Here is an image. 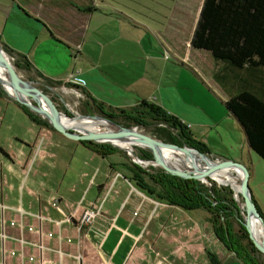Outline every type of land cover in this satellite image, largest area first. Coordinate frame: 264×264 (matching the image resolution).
Instances as JSON below:
<instances>
[{"label": "crops", "instance_id": "1", "mask_svg": "<svg viewBox=\"0 0 264 264\" xmlns=\"http://www.w3.org/2000/svg\"><path fill=\"white\" fill-rule=\"evenodd\" d=\"M91 1L66 5L63 0H17L16 10L29 19L18 16L11 24L10 39L3 30L0 41L15 54L26 56L27 72L58 81L72 77L85 94L105 105L126 109L147 102L189 124L190 130L194 123L209 122L172 88L164 90L149 80L169 61L166 56L145 50L131 54L142 74L127 81L107 68L116 61L104 60L103 51L99 54L91 48L85 57L77 53L92 19ZM43 28L50 36L38 47ZM218 67L213 59L209 86L223 93L224 119L241 132L246 155L210 154L245 164L252 151L242 127L225 109L227 95L212 77ZM106 159L80 141L36 123L19 105L0 98V264L211 263L206 240L212 232L204 218L148 197L132 185L129 171L118 168L121 162ZM54 200L62 212L53 208ZM96 207L101 215L79 232L83 211ZM11 221L15 224L10 225ZM11 250L14 256L9 255Z\"/></svg>", "mask_w": 264, "mask_h": 264}, {"label": "trees", "instance_id": "2", "mask_svg": "<svg viewBox=\"0 0 264 264\" xmlns=\"http://www.w3.org/2000/svg\"><path fill=\"white\" fill-rule=\"evenodd\" d=\"M0 44L13 58L17 69H30L25 55L15 54L1 41ZM190 46L208 52L220 65L214 69L212 77L227 95L225 109L242 127L250 150L264 160V0H203ZM39 76L50 85L59 83ZM3 95L5 91L0 85V98ZM85 95L89 98L87 105L94 106L102 116L122 126L151 127L164 142L187 145L207 155L211 153L185 123L161 108L147 102L126 109L115 108ZM20 107L30 119L54 130L46 119ZM80 142L102 157L121 152L107 143ZM137 155L141 159H153L152 153L144 150ZM120 165L130 172L132 185L148 197L187 213H203L226 252L241 264H258L261 252L249 239L229 186H218L210 179L209 184H205L195 178H175L160 167H143L129 158ZM253 202L264 220V214ZM208 257L212 264L218 263L212 254Z\"/></svg>", "mask_w": 264, "mask_h": 264}, {"label": "rangeland", "instance_id": "3", "mask_svg": "<svg viewBox=\"0 0 264 264\" xmlns=\"http://www.w3.org/2000/svg\"><path fill=\"white\" fill-rule=\"evenodd\" d=\"M78 1L63 0L66 5H74ZM202 1L92 0L91 3L94 4V11L90 15L92 19L80 38L77 45V53L85 57L86 52L88 53L91 48H96L98 51H95L99 52V54L103 51L104 60L116 61L114 67L107 66V68L109 67V70L114 71L112 74L117 73L116 75L125 78L127 81L129 79L133 81L142 74L141 68H138L136 64L137 60L130 56L131 54L144 52L145 50L148 54L158 55L157 53H160L163 58L166 56L169 61L164 63L161 72L157 71L156 75L150 76L149 80L157 82L164 90L168 87L172 88L174 92L178 93L183 103L194 106V109L200 111L203 118L209 121L193 124L191 132L194 137L201 141L214 156L221 157L220 155L224 156V153L228 152L246 155L241 132L236 125L230 123L232 122L231 120L224 119L226 113L221 103V100H224L223 93L219 89L216 90L209 86L212 82L210 74L213 66L212 57L207 52L192 49L190 46V39ZM17 3V0H0V38L3 30L5 35L9 36L11 24L13 21L17 22L18 16L24 17L25 20L29 19L23 16L19 9L16 10L18 7ZM31 19L37 20L35 17ZM20 28L25 29L22 25H20ZM38 36L39 47L45 41L42 39L50 36V32L43 28ZM8 39L10 38L8 37ZM105 45H110L109 49H105ZM123 45L126 48L122 47ZM5 53L12 62L13 58L10 54ZM17 70L23 80H32V84L51 99L60 113L71 116L78 114L101 115L94 106L86 104L89 98L86 97L83 88H80L76 82L68 79L50 85L39 75L36 76L23 68ZM2 88L5 91V95L2 98L15 103L11 95L8 94L10 90L6 88L7 92L3 86ZM43 100L48 104L45 98ZM209 123L216 125H210ZM133 127H136L135 129L139 132L161 140L158 134L154 133V128L130 126V128ZM107 144L121 151L107 157L106 160L108 162L117 163L125 161L127 158L133 159L124 148H119L111 143ZM132 144V151L136 155L140 153V150L151 153L145 146ZM163 155L165 158L171 157ZM173 160L177 161L176 159ZM212 160L216 161L215 158ZM137 164L143 166L142 163ZM150 165L159 167L152 164L144 165L143 167ZM243 165L249 172L248 187L251 196L261 213L264 214V160L252 152L251 157ZM117 166L123 169L120 165ZM231 172L229 173L232 174ZM204 179L206 180V176ZM208 179L215 182L218 186H229L233 191L236 202H240L239 193L234 191L231 185H225L227 182L222 177L211 175L207 177L206 181L197 180L209 184ZM195 213L204 218L203 213ZM234 227L237 229L238 226L234 224ZM211 232L209 240H206L208 241L206 246H208L210 254L216 258L217 264H241L240 260L226 252L224 246L214 235L212 228ZM257 261L258 264H264L263 253L259 255Z\"/></svg>", "mask_w": 264, "mask_h": 264}, {"label": "water", "instance_id": "4", "mask_svg": "<svg viewBox=\"0 0 264 264\" xmlns=\"http://www.w3.org/2000/svg\"><path fill=\"white\" fill-rule=\"evenodd\" d=\"M0 65H2L6 71L8 72L10 76V80L7 85L12 88L13 92L15 93L14 95L10 94L6 87L4 86V82L0 79V85L5 88V90L8 92L9 95L14 99L15 102H17L20 106L23 108L27 109L28 111L40 115L42 118H46V120L50 123L52 128L62 134L63 136L67 137L68 139L71 140H76V141H83V140H90V141H95L99 143H111L115 145L113 142L108 140L110 137H116L121 134H134L136 137L140 138L146 143V148H148L153 156L152 160H145L141 159L138 155L134 154L133 156V161L136 163H141V162H150L154 161L155 164L152 165H157L159 166L162 170H164L165 173L169 174L170 176H173L175 178H195L199 179L201 181H204L203 178L199 177L197 174V171L204 172L203 174L208 175V173L218 170V169H227V168H239L242 170L241 173V181H240V190H239V196L241 198L240 202L238 203L240 214L242 216V223L245 226L249 239L253 243V245L261 252L264 254V243L258 242L252 235V220L251 217L255 216L257 217L263 227H264V220L262 216L259 214L257 211L255 204L252 200V196L248 187V177H249V172L248 169L243 165V163L232 160V159H216V161L212 160L214 157L210 154H204L198 151L197 149L193 147H189L187 145H178V144H173L170 142H164L161 141L157 138H154L146 133L139 132L134 130V128L122 126L115 121L104 117L102 115H85V114H78V115H68L69 118H77V117H87V118H97V119H102L110 124L114 125L116 129L114 131H106V132H89L85 133L83 131L77 130L76 128H68L66 127L59 119L60 112L57 109V107L54 105V103L51 101V99L44 94L41 90H39L37 87H35L32 83V80L26 81L23 80L22 77L20 76L17 68L13 65V63L9 60V58L6 56L5 51L3 50L1 44H0ZM32 84L31 86L29 85ZM22 89H34L36 90L43 98L46 99V101L49 104V108L43 107L41 104H39L37 101L31 102L26 97L22 94ZM161 143L162 145L176 148V149H182L187 151L188 149H191L195 151L198 155L202 156L203 158H206L210 161H213L211 165L205 166L204 169L200 170L198 168H194L191 170H179L176 168H172L169 165H167L164 160L160 158L158 155L155 145ZM117 146V145H116ZM121 148L120 146H117ZM129 154V153H128ZM130 155V154H129ZM212 158V159H211ZM143 166L145 164H142Z\"/></svg>", "mask_w": 264, "mask_h": 264}, {"label": "bare ground", "instance_id": "5", "mask_svg": "<svg viewBox=\"0 0 264 264\" xmlns=\"http://www.w3.org/2000/svg\"><path fill=\"white\" fill-rule=\"evenodd\" d=\"M0 79L4 82V86L10 90V94L14 95L12 88L9 87L6 83L9 82L10 76L6 69L0 65ZM31 86L32 84L29 83ZM33 86V85H32ZM22 94L31 102L37 101L45 108H49V105L43 100L41 95L34 89H22ZM60 121L68 128H76L77 130L83 131L85 133L89 132H106V131H114L116 127L109 122L97 119V118H87V117H77V118H69L67 114L60 113L59 115ZM137 131V129L134 128ZM127 136L131 137L128 138ZM108 140L113 142L115 145L124 148L132 157L134 153L132 151V146L134 144L145 146L146 143L140 138L136 137L134 134H121L116 137H110ZM156 151L160 158L164 160V162L172 168H176L179 170H191L194 168H198L200 170L204 169L205 166L211 165L213 161H210L202 156L198 155L195 151L188 149L187 151L182 149H176L172 147H168L162 145L161 143L155 145ZM166 155L165 158L164 155ZM176 159L177 161L173 160ZM142 164H155L154 161L150 162H141ZM232 174H230L229 172ZM204 172L197 171L199 177L204 179V176L218 175L222 177L227 184L231 185L234 191L237 193L240 190V181H241V173L242 170L239 168H227V169H218L208 173V175L203 174ZM204 181H206L204 179ZM252 220V235L253 237L260 243H264V227L261 221L255 217H251Z\"/></svg>", "mask_w": 264, "mask_h": 264}, {"label": "built area", "instance_id": "6", "mask_svg": "<svg viewBox=\"0 0 264 264\" xmlns=\"http://www.w3.org/2000/svg\"><path fill=\"white\" fill-rule=\"evenodd\" d=\"M71 79H72V77H70L69 80H71ZM186 125H187V127L190 126L189 124H186ZM53 208L55 210H57V211L62 212V206H61L60 203H57L56 200L53 201ZM136 214H137V212L134 211V215H136ZM100 215H101V211H100L99 207L88 208V209L84 210L83 213L81 214V216L78 219L77 228H78L79 232H81L82 229H84V228H90L93 225V223H94L95 219L97 218V216H100ZM9 224L10 225H14L15 222L11 221ZM28 230L32 231L33 227L29 226ZM51 235H52V233H48V236H51ZM1 236L4 237L3 234H1ZM66 241L70 242L71 239L67 238ZM9 255L14 256L15 255V251L14 250L9 251ZM28 259L30 261H34V257L33 256H29ZM49 264H53V263L50 262Z\"/></svg>", "mask_w": 264, "mask_h": 264}]
</instances>
